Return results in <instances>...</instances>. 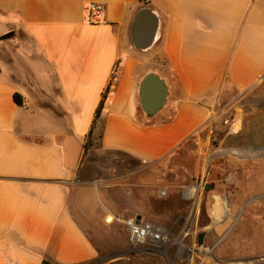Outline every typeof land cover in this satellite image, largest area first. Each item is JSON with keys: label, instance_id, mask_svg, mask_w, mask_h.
<instances>
[{"label": "crops", "instance_id": "0c3cea01", "mask_svg": "<svg viewBox=\"0 0 264 264\" xmlns=\"http://www.w3.org/2000/svg\"><path fill=\"white\" fill-rule=\"evenodd\" d=\"M143 8L159 32L138 50L131 27ZM149 73L168 86L153 117L138 111ZM262 84L264 0H0V264L97 260L110 189L184 161L224 96Z\"/></svg>", "mask_w": 264, "mask_h": 264}, {"label": "rangeland", "instance_id": "374dc122", "mask_svg": "<svg viewBox=\"0 0 264 264\" xmlns=\"http://www.w3.org/2000/svg\"><path fill=\"white\" fill-rule=\"evenodd\" d=\"M190 148L110 189L113 226L96 227L100 254L89 264H264V84L224 96ZM138 216L167 240L132 244L124 220Z\"/></svg>", "mask_w": 264, "mask_h": 264}, {"label": "water", "instance_id": "95a60500", "mask_svg": "<svg viewBox=\"0 0 264 264\" xmlns=\"http://www.w3.org/2000/svg\"><path fill=\"white\" fill-rule=\"evenodd\" d=\"M159 32V17L149 8L139 10L134 17L131 35L138 50H147L157 39ZM140 106L148 117L157 115L168 102V86L164 79L154 73L147 74L140 83ZM142 220L137 217V222ZM204 234L199 236V245H203Z\"/></svg>", "mask_w": 264, "mask_h": 264}, {"label": "built area", "instance_id": "2783aa9c", "mask_svg": "<svg viewBox=\"0 0 264 264\" xmlns=\"http://www.w3.org/2000/svg\"><path fill=\"white\" fill-rule=\"evenodd\" d=\"M89 12V19L98 22L101 20L102 7L98 4L92 3L86 7ZM119 65L116 66L114 72L109 80V83L102 95V110L108 107L112 98L115 95L116 86L119 79ZM128 229L129 241L135 245L158 244L167 240L161 228L154 223L141 220L137 222V218H129L124 220Z\"/></svg>", "mask_w": 264, "mask_h": 264}, {"label": "trees", "instance_id": "16d2710c", "mask_svg": "<svg viewBox=\"0 0 264 264\" xmlns=\"http://www.w3.org/2000/svg\"><path fill=\"white\" fill-rule=\"evenodd\" d=\"M15 100H16V102L19 104V105H23L24 104V99H23V97L20 95V94H15ZM101 111H102V104L100 105V107H99V109H98V111H97V114H96V119L97 118H99V116H100V113H101ZM138 111H139V114H143L144 112L142 111V108H141V106H140V102H139V107H138ZM91 134L92 133H90V137H91ZM43 264H50L48 261H44V263Z\"/></svg>", "mask_w": 264, "mask_h": 264}]
</instances>
